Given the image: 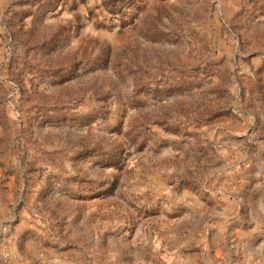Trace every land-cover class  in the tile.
I'll list each match as a JSON object with an SVG mask.
<instances>
[{
    "label": "rangeland",
    "instance_id": "obj_1",
    "mask_svg": "<svg viewBox=\"0 0 264 264\" xmlns=\"http://www.w3.org/2000/svg\"><path fill=\"white\" fill-rule=\"evenodd\" d=\"M0 264H264V0H0Z\"/></svg>",
    "mask_w": 264,
    "mask_h": 264
}]
</instances>
